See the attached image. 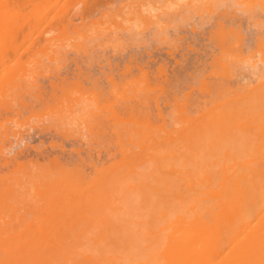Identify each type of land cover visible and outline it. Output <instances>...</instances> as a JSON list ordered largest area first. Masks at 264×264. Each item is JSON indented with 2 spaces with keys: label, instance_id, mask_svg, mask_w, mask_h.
<instances>
[{
  "label": "bare ground",
  "instance_id": "bare-ground-1",
  "mask_svg": "<svg viewBox=\"0 0 264 264\" xmlns=\"http://www.w3.org/2000/svg\"><path fill=\"white\" fill-rule=\"evenodd\" d=\"M0 264H264V0H0Z\"/></svg>",
  "mask_w": 264,
  "mask_h": 264
},
{
  "label": "rangeland",
  "instance_id": "rangeland-1",
  "mask_svg": "<svg viewBox=\"0 0 264 264\" xmlns=\"http://www.w3.org/2000/svg\"><path fill=\"white\" fill-rule=\"evenodd\" d=\"M216 13H217V12H216ZM216 13H215V14H210V15H208V16L206 17V21L209 20L208 24L210 23V24L212 25L211 27H212L213 29H216V26H215V28L213 27V26H214L213 24H215L214 22L217 21V20H216L217 18H215V17H217V14H216ZM219 13H221V12H218V17H220V16H219ZM228 13H229V12H226V13L222 12V14H228ZM211 15H213V16L211 17ZM225 16H226V15H225ZM210 17H211L212 19H213V17H214V19L211 21V20H210ZM221 17H222V16H221ZM212 22H213V23H212ZM188 30H189V29H188ZM188 30H187V31H188ZM185 31H186V30H185ZM211 31H212V30H211ZM223 31H224V30H223ZM223 31H221V33L218 31V34H219V33H220V34H224ZM225 31H226V30H225ZM176 32H177L178 34H179V32H181V35H182V32H183V34H184V31H181V30H180V31H176ZM176 32H174V33H175V34H173L174 36H175V35H177V37L181 36V35L178 36V34H177ZM226 32H227V31H226ZM213 33L216 34V30H214V32L212 31V33H210V31H209V32L207 31V33L204 34V35L207 36V34H208V36H209V34H213ZM220 34H219V35H220ZM225 34H226V33H225ZM225 34H224L223 36L220 35L221 38L223 37L222 39H224ZM171 35H172V33H171L169 36L172 37L173 35H172V36H171ZM174 36L172 37L173 39L176 37V36H175V37H174ZM184 36H185V35H184ZM210 36H211V35H210ZM182 37H183V36H181L180 39H181ZM188 37H189V36H186V39H187ZM172 38H171V39H172ZM184 38H185V37H184ZM184 38H182V39H184ZM173 39H172V44L174 43L173 41H177V42H179V43L182 42V39H181V40H180V39H179V40H178V39H177V40H176V39L173 40ZM188 39H189V38H188ZM191 40H192V39L186 40V42H187V43H188V42H189V43L196 42V41H194L195 39H193L192 41H191ZM190 41H191V42H190ZM179 43H177L178 46L175 45L176 43L174 44V47H176L175 49L172 48L173 50H168L167 53H168V54L170 53V57H171V51L177 52V55H178V53H179V55H180V54L182 55V53L184 54V52H186L185 50H184V51H181V50H183L182 47L178 48V49H181V50L178 51L177 47H179ZM183 43H185V40L183 41ZM215 43H216V42H215ZM221 43H223V42L221 41ZM172 44H170V46H171ZM141 45H142V44H141ZM141 45H139V49L143 50V48H144V50H145L146 47L143 46L144 44L142 45V48H141ZM147 45L149 46L150 43H149V44L146 43V46H147ZM153 45H154V44H153ZM153 45H151V46H153ZM161 45H162V44H161ZM151 46H149V47L146 48L145 51L148 52V53H144V54H145L144 56H143V51L139 50V56H140V54H141V56H143V58H144V57H145V58H149V57H147L148 55H150L149 53H151V56H153V52H152V51L150 52V50H153V49H151ZM166 46H167V47H166ZM170 46H169V45H163V47H161V46L159 45V47L162 48V50L159 49V48H157V49H159V50H157V49H156L157 46L155 47V45H154L153 48L155 49V51H154V56H153V57H154V58H157V59H158V58L160 59V58L162 57V55H164L163 58H161V59H166V58H167V59H171V58L175 59V57H176V59H178V58H177V55H176L175 57L172 55L173 57H171V58L169 57V55H168V56L165 55V54H167V53H166V51H167L166 49H169L168 47H170ZM181 46H182V45H181ZM226 46H228V45H226ZM171 47H173V46H171ZM171 47H170V48H171ZM202 47H203V46H202V44H201V45H198V46H197L198 49H197V48H195V49L192 48V49L195 50V52H198L197 54H199L200 51L202 50ZM163 48H165V50H164ZM232 48H233V47H232ZM148 49H149V50H148ZM199 49H201V50H199ZM160 50H161V51H160ZM163 50H164L165 52H164ZM175 50H177V51H175ZM197 50H198V51H197ZM233 50H234V49H233ZM158 51H159V52H158ZM169 51H170V52H169ZM180 51H181V53H180ZM157 52H158V53H157ZM163 52H164V54H163ZM156 53H157V54H156ZM160 53H161V55L158 56ZM172 53H173V52H172ZM179 55H178V56H179ZM165 56H166V57H165ZM168 57H169V58H168ZM198 58L200 59L199 56H198ZM198 58L196 57V59H198ZM194 59H195V58H194ZM20 60H22V59H20ZM23 61H24V62H23ZM26 61H30V60H29V59H26V60L24 59V60L19 61V62H20L21 64H23L24 66H27V65H25V64H26V63H25ZM69 61H70V59H69V60L67 59V63H68ZM31 63H32V62H31ZM71 63H72V64H71ZM74 63H75V62H74ZM74 63H73V62H70L69 65L73 68L72 65H73ZM17 64H18V62L15 63V65H17ZM65 64H66V63H65ZM46 65H47V63L45 64V66H46ZM67 65H68V64H67ZM69 65H68V66H69ZM43 66H44V64H43ZM68 66H67V68H68L69 70L66 69V71H68V73H69V72H70V73H73V70H74V69L71 70L70 66H69V67H68ZM27 67H28V68H27ZM27 67H26L27 69L30 68V66H27ZM71 71H72V72H71ZM85 72H86V71H84V73H85ZM55 73L57 74V71H55V72L53 73V74H54V78L52 77L53 79H52L51 76H49V75H48L47 77H45V78L47 79L48 77H50L53 81H56L55 83L57 84V83H59L60 81H58L59 79L54 80V79H56V78L59 77V76L56 77V76H55ZM53 74H52V75H53ZM60 74H62V73H60ZM62 75H63V74H62ZM62 75H61V76H62ZM32 76H33V75H32ZM68 76H69V75H68ZM68 76H67V77H68ZM62 77H64V76H62ZM72 77L74 78V77H75V74L72 75ZM27 78H28V77H27ZM27 78H26V77H23L22 80L19 79V78H16L17 80L14 81V83H15L17 86H19V91H20V92H23V91H24V86H23V84L26 85V86H28L27 81H26V82L24 81V80H26ZM68 78H70V76H69ZM94 78H97V76L94 77ZM18 80H19V82H18ZM27 80H28L29 82H32L31 79H27ZM48 80H49V78H48ZM48 80H46V81H47V84H45L46 86L49 85V84L51 83V81H52V80H49V84H48ZM70 80H71V79H68V81H67L68 83H66V82H65V83H66V85H68L69 87H70V86L72 87V85H73V86L75 85V82H74V84H73V83H71V82H73V81H70ZM220 80H221V79H220ZM220 80H219V81H220ZM57 81H58V82H57ZM16 82H17L18 84H17ZM221 82H224V80L222 79ZM20 83H21V84H20ZM52 83H53V82H52ZM182 84H183V83H182ZM184 84H185V83H184ZM54 85H55V84H54ZM57 85H58V84H57ZM49 86H50V85H49ZM49 86H47L46 89H47ZM20 87H21V88H20ZM49 88H50V87H49ZM47 90L50 91V89H47ZM32 92H33V91H32ZM74 95H75V94L72 95V99L78 97V95H76L75 97H74ZM27 97H28V96H27ZM27 97H26V96H25V98H23V97L20 98V97H19V101H20V99H21V100L23 99V100H22L23 103H26V106L28 105L27 107H29L28 111H25V115H27L26 118H28L29 115H31L30 111H33V108H36V107H35V104H36V103H34V101H32V100H34L33 95H30L28 98H27ZM32 97H33V98H32ZM73 97H74V98H73ZM26 98H27L28 100H27ZM29 99H30V100H29ZM17 102H18V101H17ZM39 102H40V101H39ZM28 103H29V104H28ZM30 105H32L33 107L31 106V107H32V108H31ZM38 106H39V105H38ZM40 106H41V103H40ZM19 111H20V110H19ZM34 111H36V110H34ZM13 112H14V111H13ZM21 113H22V112L20 111L19 114H20V116H21V115H22V116H21V118L19 117V118H20L19 121H23V120L25 119V118H23V117H25V115H24V114H21ZM29 113H30V114H29ZM14 115H16V114H13V116H14ZM22 119H23V120H22ZM102 129H103V128H102ZM102 129L99 130V131L97 132V135H98V136H97V138L95 139L96 141L94 140V142H96L97 144H96V145H95V144H89V145L92 147V148H90V146H89V148L92 150V151H91L92 153H91L90 155H88V158L91 159V158L94 156V157H93V163L96 162V159H95V158L98 157V155L102 154V153L98 154V152H101V151L105 148V146H104V139L106 138V137H105L106 131H105L104 129H103V130H102ZM100 134H101V136H100ZM73 135H76V134H73ZM73 135H72V136H73ZM102 138H103V139H102ZM92 140H93V138H92ZM92 142H93V141H92ZM98 143H99V144L102 143L101 146H103V147L99 146ZM75 148H76V147H75ZM75 148H74L73 150H76ZM99 148H100V149H99ZM77 149H78V148H77ZM94 149H95V151H94ZM78 151H79V150H78ZM87 151H88V152H87ZM87 151H86V153H90L89 150H87ZM93 151L97 154L96 157H95V155L93 154V153H94ZM90 156H91V158H90ZM32 160H34V159H32ZM50 160H52V159H50ZM94 160H95V161H94ZM25 162H26V161H25ZM38 162H39V161H38ZM39 163H42V162H39ZM87 163H88V161H87V162H86V161L84 162L85 165H86ZM93 163H92V162H91V163L89 162L88 164L92 165ZM88 164H87V165H88Z\"/></svg>",
  "mask_w": 264,
  "mask_h": 264
}]
</instances>
